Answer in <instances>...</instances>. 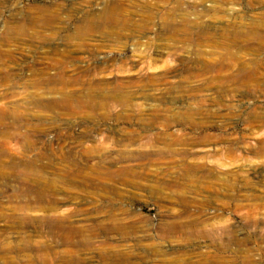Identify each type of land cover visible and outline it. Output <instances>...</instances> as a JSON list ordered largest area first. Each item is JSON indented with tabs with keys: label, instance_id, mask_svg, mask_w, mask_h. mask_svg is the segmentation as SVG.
Wrapping results in <instances>:
<instances>
[{
	"label": "rangeland",
	"instance_id": "obj_1",
	"mask_svg": "<svg viewBox=\"0 0 264 264\" xmlns=\"http://www.w3.org/2000/svg\"><path fill=\"white\" fill-rule=\"evenodd\" d=\"M178 262L264 264V0H0V264Z\"/></svg>",
	"mask_w": 264,
	"mask_h": 264
},
{
	"label": "bare ground",
	"instance_id": "obj_2",
	"mask_svg": "<svg viewBox=\"0 0 264 264\" xmlns=\"http://www.w3.org/2000/svg\"><path fill=\"white\" fill-rule=\"evenodd\" d=\"M107 11H109V10H106V12H107ZM173 263H174V262H173ZM178 264H179V262H178Z\"/></svg>",
	"mask_w": 264,
	"mask_h": 264
}]
</instances>
